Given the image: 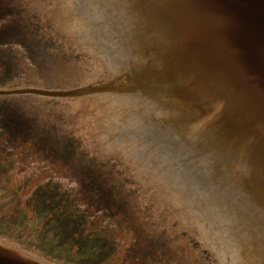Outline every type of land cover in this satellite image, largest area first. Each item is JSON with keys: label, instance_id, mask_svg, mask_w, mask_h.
<instances>
[{"label": "water", "instance_id": "obj_1", "mask_svg": "<svg viewBox=\"0 0 264 264\" xmlns=\"http://www.w3.org/2000/svg\"><path fill=\"white\" fill-rule=\"evenodd\" d=\"M2 1V17L29 12L15 32L38 24L39 61H69V77L81 86L104 75L74 90L1 89L0 96L100 105L75 109L83 126L81 114L96 113L90 132L77 131L100 161L116 157L142 193L148 213L132 196L126 204L157 239L164 232L166 246L157 249L191 261L204 252L217 264H264V0ZM31 5L47 8L45 18ZM64 43L103 63L89 66L95 79ZM49 44L55 56L42 52ZM61 136L70 155L73 135L43 124L42 142ZM75 157L83 170L92 163ZM99 164L92 166L109 172ZM174 226L187 237L173 235ZM35 256L0 240V264H50Z\"/></svg>", "mask_w": 264, "mask_h": 264}, {"label": "rangeland", "instance_id": "obj_2", "mask_svg": "<svg viewBox=\"0 0 264 264\" xmlns=\"http://www.w3.org/2000/svg\"><path fill=\"white\" fill-rule=\"evenodd\" d=\"M28 13V10H24L0 16V90L44 88L48 86V81L57 82L70 75L71 64L65 59L38 60L40 55L33 49L40 42L37 23L15 32L13 27L19 26ZM42 52L46 56H55L56 48L49 44L42 48ZM30 103L34 105L32 112ZM45 105L48 104L34 96H25L19 106L11 99H0V127L5 128L9 124L8 116L11 114L5 109L14 110L25 118L31 117L29 121L32 124L37 123L36 141L39 142L35 147L32 141H24L18 134L14 143L5 136L0 138L9 143L0 142V145L3 143L7 146H0V234H7L5 238L21 243L37 257L53 264H75L67 262L65 254L53 256L39 243L41 226L35 218V210L41 205L34 199L28 200L33 198L36 189L45 187L43 190L54 197L59 211L72 213L81 220L83 236H105L116 244L115 253L101 264H131L127 261L126 250L133 244L134 235L125 216H115L112 207L97 203L98 195L90 188L81 190L80 196L78 189L81 181L76 175L81 174L83 168L76 166L75 156L67 155L65 136H61V145L57 143L56 147L41 141L43 123H38V120L41 121L38 112ZM123 205L130 210L127 204ZM205 257L200 256L196 261H191L186 252L172 253L167 249H157L148 253L146 264H206ZM214 264L217 263L214 261Z\"/></svg>", "mask_w": 264, "mask_h": 264}, {"label": "trees", "instance_id": "obj_3", "mask_svg": "<svg viewBox=\"0 0 264 264\" xmlns=\"http://www.w3.org/2000/svg\"><path fill=\"white\" fill-rule=\"evenodd\" d=\"M31 2L37 3L38 1L33 0ZM31 6L42 16V19L45 18L47 8H43L40 11L39 8H35L33 5ZM0 9H4V3L2 0H0ZM64 45L69 46L66 43H64ZM70 47L76 49L73 46ZM78 55L85 63L84 71L91 75L90 78L93 79L95 76L97 77L99 75V73H97V68L93 72L89 71V66L95 65V63L97 62L90 60L87 56H82L80 54ZM71 78L72 77H63L58 79L57 82L53 80L47 82V79H45L48 85L45 87L48 89L59 90L72 89L81 86V82L79 80ZM98 80L99 79H97V81ZM34 98L38 99L36 97ZM31 99L32 98H30L29 100ZM40 100L44 103H47L48 105L41 106L42 109L38 112V114L42 122L38 120V123H43L48 129L58 130L60 128V133L67 134L69 136L73 135V137L70 136L71 138H67L69 143H74L72 148L70 146L67 150L70 152V156L74 157L76 154H83L87 156L88 160L92 163L97 165H100L99 163H101L103 167L109 168V172H105L102 169H95L92 166V163H89L85 166L83 172L76 176L81 181V188H90L91 191H95L98 195L99 202L103 205L107 204L109 207H112L115 216H125L126 223H128L129 229L133 232L134 235V242L130 247V255L128 259H130L133 264H146L148 260V253L151 250H157V247L160 244L163 247L166 246L164 242H161L164 232L162 233V236L157 239L155 234L150 233L145 228L146 226L143 221H138L136 212L134 211L133 213L131 211L132 209L129 210L123 205L126 204L127 197L132 196L137 203L139 202L141 206L146 208L145 210L148 213L146 207L147 202L142 199V195L141 193H139L136 185L131 184L126 177L125 174H128L127 171L124 169H120V165L118 164L116 159L100 161V158H98L96 155V151H90L89 147L86 146L87 144L84 141L83 133H79L77 131L78 127L79 129L83 127V125L80 124L82 120H74V117L76 116L74 112L75 109L76 111H78V113L80 111L83 112V107L85 106L81 102H70L66 104L63 102L48 99ZM14 101L16 102V105L19 106L22 99ZM29 105L30 112H32L31 108L33 109L34 105L31 103ZM5 110V112L11 114L8 117L9 122L12 125L13 122L15 123L16 121V125L21 127L23 124L26 125L28 123V120L31 118L29 116L25 118L21 115V113L14 110L11 111L7 108ZM90 123L92 124L93 122L85 121L84 126L87 132L91 131L90 127L92 126H90ZM35 124L37 125L36 122ZM68 124H72V126L66 127ZM68 129H70L69 132H67ZM22 132L23 134H25L24 130ZM75 133L77 135H75ZM51 141L54 142L55 147L57 143L61 145V137L55 138ZM72 152H75V154H73ZM1 169L2 165H0V171ZM118 179L123 182V186L119 185ZM37 204L41 205L39 206V209L36 210V214L38 216L37 220L40 222V225L43 226L41 234L39 235V243L44 250L48 251L53 256L61 257V254H65L66 261L75 264H101L115 253L116 244L109 241V239L105 236L93 234L91 236L83 237V233L81 231V220L78 219V217L74 216L72 213L65 214L64 212L59 211V206L55 202L54 197L51 194L43 193V195H39L37 198ZM150 214L149 219L152 221V223H154V216ZM158 228L163 230V228H161L160 226H158ZM175 228L177 230L174 231L173 235L178 237L179 235L187 237V235L185 233H182L179 228ZM185 246L189 247V245ZM152 247H154L155 249ZM202 253L206 255V264H214L213 259L207 253Z\"/></svg>", "mask_w": 264, "mask_h": 264}, {"label": "flooded vegetation", "instance_id": "obj_4", "mask_svg": "<svg viewBox=\"0 0 264 264\" xmlns=\"http://www.w3.org/2000/svg\"><path fill=\"white\" fill-rule=\"evenodd\" d=\"M1 236H3V237L5 238V237L7 236V234H5V235H4V234H1ZM6 239H7V238H6Z\"/></svg>", "mask_w": 264, "mask_h": 264}]
</instances>
